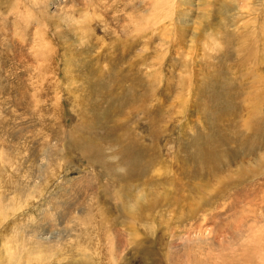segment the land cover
<instances>
[{
    "label": "rangeland",
    "instance_id": "374dc122",
    "mask_svg": "<svg viewBox=\"0 0 264 264\" xmlns=\"http://www.w3.org/2000/svg\"><path fill=\"white\" fill-rule=\"evenodd\" d=\"M0 264H264V0H0Z\"/></svg>",
    "mask_w": 264,
    "mask_h": 264
},
{
    "label": "bare ground",
    "instance_id": "6f19581e",
    "mask_svg": "<svg viewBox=\"0 0 264 264\" xmlns=\"http://www.w3.org/2000/svg\"><path fill=\"white\" fill-rule=\"evenodd\" d=\"M262 83V82H261ZM125 85V84H124ZM259 90V89H258ZM257 94V93H256ZM38 96V95H37ZM257 96V95H256ZM262 97V96H261ZM39 98V97H38ZM33 99H35L34 97H33ZM131 99V98H130ZM18 103H17V108H18V104H19V101L18 100H16ZM39 101V100H38ZM236 101V100H235ZM13 102V101H12ZM12 102H10V101H8V103H12ZM14 104H15V102H13ZM32 103V102H31ZM37 104V103H36ZM39 105V104H38ZM13 106V105H12ZM20 106V105H19ZM31 106V105H30ZM60 106V105H59ZM15 107V105L13 106V108ZM36 107H38V106H36ZM25 108V107H24ZM27 108V107H26ZM25 108V109H26ZM61 108V107H60ZM234 108V107H233ZM19 109H21L20 107H19ZM18 109V110H19ZM119 109V108H118ZM27 110V109H26ZM40 110L41 111H43L41 108H40ZM108 110V109H107ZM120 110V109H119ZM21 112L23 111L22 109L20 110ZM111 111V110H110ZM15 112H17V111H14V109H13V111L11 110V113H10V115H9V113H8V115L9 116H12V115H14V113ZM27 112V111H26ZM34 112V111H33ZM45 112V111H44ZM24 113V112H23ZM22 113V114H23ZM36 112H34V114H35ZM21 115V114H20ZM20 115H18L17 117L18 118H16L18 121H17V123H15V126H5V127H7V128H5V130L4 131H2V133H4V137L6 138H4V141H8V142H10L11 143V141H10V139H8L7 137L8 136H10V137H12L13 138V142H14V139H19V137L21 136V135H23L22 134V132H23V130L21 129V126H18V124L20 125ZM24 115H25V113H24ZM23 116V115H22ZM13 117V116H12ZM47 117V116H46ZM45 117V118H46ZM66 117H68V115L66 116ZM70 117V116H69ZM68 117V118H69ZM252 117V116H251ZM44 118V119H45ZM23 119H25V118H23ZM27 119V118H26ZM42 119H43V117H42ZM44 119H43V121H44ZM13 120V119H12ZM29 120V119H28ZM72 120V119H71ZM26 121V120H25ZM42 121V120H41ZM29 122V121H28ZM49 123V122H48ZM80 124V123H79ZM49 125V124H48ZM118 125H120V124H118ZM24 126V125H23ZM44 126V125H43ZM80 126H81V124H80ZM80 126H78V127H80ZM83 126V125H82ZM81 126V127H82ZM78 127H76L75 129H77ZM109 127V126H108ZM121 128H122V126H120ZM84 128V127H83ZM111 128V127H110ZM115 128V127H114ZM116 128H118V130H119V127H116ZM115 128V129H116ZM130 128V127H129ZM81 129V128H80ZM79 129V130H80ZM123 129V128H122ZM122 129H121V131H122ZM92 130V129H91ZM112 130V129H111ZM69 131V130H68ZM73 131V130H72ZM72 131H70V132H72ZM76 131V130H75ZM84 132H85V129L83 130ZM95 131V130H94ZM101 131V130H100ZM115 131V130H114ZM120 130L119 131H116V133L118 132V133H120L121 132ZM68 133L67 135H71V133ZM74 132V131H73ZM73 132H72V134H73ZM88 132V131H87ZM86 132V133H87ZM90 132V131H89ZM92 132V131H91ZM113 132V131H112ZM24 133V132H23ZM52 133V132H51ZM99 133H101V132H99ZM117 133V134H118ZM25 134V133H24ZM66 134V133H65ZM93 134H97V137H100V135L98 136V133H93ZM93 134H91V135H93ZM108 134V133H107ZM48 135V134H47ZM46 135V136H47ZM56 135V134H55ZM54 135V136H55ZM104 135V134H103ZM102 135V136H103ZM110 135H112V134H110ZM78 136V135H77ZM101 136V137H102ZM213 136V135H212ZM23 137V136H22ZM26 137V136H25ZM31 137V136H30ZM63 136H61V138H62ZM68 137V136H67ZM95 137H96V135H95ZM35 138V137H34ZM61 138H59V139H61ZM114 138V137H113ZM69 139H71L70 137H69ZM80 139V138H79ZM77 137H76V140H77V142L78 141H80ZM103 139V138H102ZM107 139V138H106ZM122 139H124L123 137H122ZM18 141H20V140H18ZM71 141V140H70ZM73 142H74V140H72ZM8 142H6V143H8ZM58 142V141H57ZM61 142V141H60ZM66 142V141H65ZM73 142L71 143V144H73ZM63 143V142H62ZM69 142L67 141V144H68ZM75 143H76V141H75ZM74 143V145H76ZM84 143V142H83ZM83 143H81V145H80V143L77 145L78 147L77 148H79V147H82V145H84ZM130 143H132V142H130ZM65 144V143H64ZM133 144V143H132ZM80 145V146H79ZM87 145H88V143H87ZM91 145V144H90ZM130 145V144H129ZM65 146V145H64ZM4 147V146H3ZM67 147H69V146H67ZM124 147V146H123ZM13 148H14V150H15V152H19L22 148H23V146H22V144L21 143H16V144H13ZM63 148H65V147H63ZM83 148V147H82ZM92 148V147H91ZM197 148V147H196ZM204 148V147H203ZM73 149H75L74 147H73ZM89 149H90V147H89ZM131 149V148H130ZM217 149V148H216ZM38 150V149H37ZM47 151H46V155H47V157H49L50 156V154L52 153V154H54L53 153V151H55V149H53L52 147H50V146H48L47 147V149H46ZM199 150H201V149H199ZM203 151V150H202ZM207 151V150H206ZM22 152V151H21ZM37 152H39V150L37 151ZM130 152V151H129ZM132 152V151H131ZM17 153H16V155H17ZM57 153V152H56ZM55 153V154H56ZM86 153H87V151H86ZM223 153V152H222ZM54 154V155H55ZM207 154V152H200V153H196V159H197V155L199 156H201V157H203L204 155H206ZM209 154V153H208ZM213 154V153H212ZM221 154V153H220ZM21 155H22V153H21ZM80 155V154H79ZM84 155H85V153H84ZM216 156V155H215ZM215 156H213L212 157V160H213V158L215 157ZM218 156V155H217ZM87 157V156H86ZM128 157V156H127ZM209 157H210V155H209ZM209 157H207V158H209ZM92 159H93V157H92ZM95 159V158H94ZM130 159V158H129ZM133 159V158H132ZM89 160V159H88ZM204 161L206 160V158H204L203 159ZM94 160H92V162H93ZM195 161V160H194ZM209 161V160H208ZM215 161V160H214ZM219 161V160H218ZM197 162V161H196ZM193 163V162H192ZM210 164H211V161L209 162ZM70 164V163H69ZM101 164V163H100ZM144 164V163H143ZM189 164V163H188ZM146 165H148V163L146 164ZM206 165H208V164H206ZM216 165V164H215ZM114 167L113 168H115L116 167V164H114L113 165ZM130 166L131 165H129V168H130ZM203 166H205V165H203ZM217 166V165H216ZM112 167V166H111ZM190 167H191V165H190ZM90 168V167H89ZM112 168V169H113ZM141 168V167H140ZM146 168H148V167H146ZM151 168V167H150ZM207 168V167H206ZM132 171H131V174H132V176H133V166H131V168H130ZM152 169V168H151ZM181 169V168H180ZM126 170V169H125ZM154 172L156 171V168H154V169H152ZM202 170V169H201ZM207 170H208V168H207ZM153 171H152V173H153ZM160 169L158 168V172H157V174H159L160 175ZM114 172V171H113ZM134 172L137 174V172H136V169L134 168ZM115 174V173H114ZM117 174V173H116ZM110 176H112V172H111V174H109ZM123 174H121V176H122ZM128 174L127 173H125L124 174V176H123V179H125L126 178V176H127ZM135 175V174H134ZM139 175V174H138ZM153 175H154V173H153ZM168 175V174H167ZM166 175V176H167ZM195 175V174H194ZM168 177V176H167ZM111 178V183L113 182V184H115V185H119L118 186V189H116V191H114L113 190V193H104L103 194V197H104V199H111V198H113L114 199V204H118V205H121V207H120V209H116L115 211H116V214L118 215L117 217H119V218H122L126 223H128L130 226L129 227H127L126 229H128V231H129V235L131 236L132 235V237L129 239H126V240H122L123 239V237H122V239H120V240H118V243L120 242L122 245H127V244H129V243H132L133 244V191H132V193H131V190H133L132 189V184H131V182H130V184L127 182V180H126V182L125 183H123V184H120L119 182H120V180H118V178H112V177H110ZM128 178V177H127ZM170 177H168V179H169ZM119 179H121V178H119ZM165 179H167V178H165ZM129 180V179H128ZM171 180H172V178H171ZM170 180V181H171ZM108 180H106L105 182H107ZM130 181H133L132 180V178H131V180ZM169 181V183H171V182H173V181H171L170 182ZM222 182H223V180H221ZM110 182H107V183H105V185H104V189H107L109 186H111V183ZM220 182V181H219ZM71 184V183H70ZM172 184V183H171ZM102 185V184H101ZM81 186V185H80ZM95 186V185H94ZM114 186V185H113ZM116 187V186H115ZM170 187H172V185L170 186ZM102 188V187H101ZM100 188V189H101ZM81 189V188H80ZM79 189V190H80ZM78 190V191H79ZM83 190H85V189H83ZM82 190V191H83ZM107 190H109V189H107ZM81 191V190H80ZM99 191H102L103 192V190H99ZM109 192V191H108ZM167 192H169V191H167ZM169 193H172V192H169ZM115 194V195H114ZM144 195V194H143ZM142 196V195H141ZM166 196V195H165ZM165 196H164V198H165ZM168 196V195H167ZM171 196H173V195H171ZM170 196V197H171ZM169 197V196H168ZM128 198H130V202L129 203H131L129 206L128 205H126L125 204V200H127ZM173 198V197H172ZM167 199V198H166ZM143 200H144V198H143ZM146 201V200H145ZM165 201V200H164ZM126 202H128V201H126ZM139 202V201H138ZM143 202V201H142ZM19 206V205H18ZM145 206H147V205H145ZM89 206H87V205H83V209H82V212L83 211H85L86 210V212H88L87 210H89ZM91 209V208H90ZM149 209V208H148ZM105 209H103V211L101 212V209H100V211L98 212V214H99V218L100 219H102L103 221H102V224L103 225H106L107 224V218H110V216H106L105 215V211H104ZM118 210V211H117ZM150 211V210H149ZM118 236H120V234L118 235ZM13 239H15V238H13ZM15 243V242H14ZM263 243V242H262ZM89 244V243H88ZM252 258H253V256H252ZM260 258H261V256H260ZM254 259V258H253ZM260 260V259H259Z\"/></svg>",
    "mask_w": 264,
    "mask_h": 264
}]
</instances>
